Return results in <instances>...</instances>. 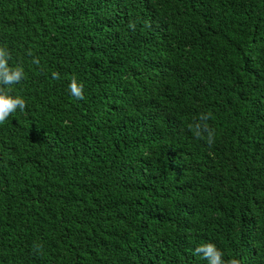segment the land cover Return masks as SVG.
<instances>
[{
	"label": "trees",
	"instance_id": "16d2710c",
	"mask_svg": "<svg viewBox=\"0 0 264 264\" xmlns=\"http://www.w3.org/2000/svg\"><path fill=\"white\" fill-rule=\"evenodd\" d=\"M0 46V264H264V0H0Z\"/></svg>",
	"mask_w": 264,
	"mask_h": 264
},
{
	"label": "clouds",
	"instance_id": "9594fccd",
	"mask_svg": "<svg viewBox=\"0 0 264 264\" xmlns=\"http://www.w3.org/2000/svg\"><path fill=\"white\" fill-rule=\"evenodd\" d=\"M31 55V53H29ZM11 59V55L6 47L0 46V124H4L5 121L15 113L17 110L24 112L27 107V103L23 97L12 96L9 94L7 89L10 86L18 84L24 77V71L21 67L10 68L8 61ZM33 63H39L38 59H34ZM53 79H59V74L56 72L52 73ZM70 94L78 99L83 100L84 97V85L82 82H78L75 77L72 78L69 84ZM202 119H208L207 116ZM197 129L199 126L197 125ZM199 131L197 135L199 136ZM208 142L212 143V133H209ZM197 254H201L202 257L208 261V264H226L223 260V253L216 248L212 243L201 244L196 249ZM227 264H239V261L232 259L227 261Z\"/></svg>",
	"mask_w": 264,
	"mask_h": 264
}]
</instances>
